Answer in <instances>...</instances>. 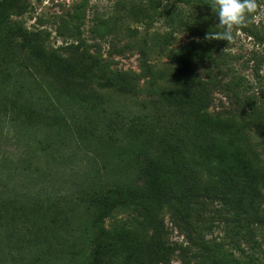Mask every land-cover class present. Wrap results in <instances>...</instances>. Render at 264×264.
Instances as JSON below:
<instances>
[{
    "label": "rangeland",
    "instance_id": "rangeland-1",
    "mask_svg": "<svg viewBox=\"0 0 264 264\" xmlns=\"http://www.w3.org/2000/svg\"><path fill=\"white\" fill-rule=\"evenodd\" d=\"M256 2L244 30H233V40L223 50L225 62L219 67L201 63L197 75L211 86L209 112L245 124L244 148L251 158L259 157L264 166V0ZM19 3L25 13L14 16V20L38 31L49 53L67 59L89 53L102 59L112 73L136 75L137 79L127 80L140 89L130 93L103 91L99 93L101 98L94 95L89 103L71 101L35 62L19 54L11 56L9 74L4 79L0 76V264H81L70 249L82 254L91 248V236L97 232L92 227L96 200L117 185L140 183L142 157L88 146L75 127L64 125V118L75 117L79 127L89 126L93 120L91 115L87 118L86 111L90 105H97L100 117L106 122L113 120L116 129L132 122L174 121L173 110L147 91L149 78L143 77L144 64L158 69L156 75L165 74V79L174 66V55L199 38L185 29L172 30L156 15L168 4L190 9L183 0ZM197 3L194 0L192 7ZM74 15L80 19L78 42L62 36L65 22ZM79 42L83 46L77 51ZM234 76L249 85L248 91H239V96H251L257 114L234 97L229 86ZM110 133L119 136V132ZM210 184L207 179L202 182L204 186ZM182 208L190 216L189 223L184 216L163 214L165 242L175 250L170 264L190 261V253L183 250L190 249L191 237L198 239L202 225L206 241H220L227 224L239 214L243 220L240 226H248L253 235L250 242L239 243L246 255L253 254L264 264V195L255 199L247 214L233 203L213 198ZM253 214L262 219L261 223L253 221ZM115 222L108 220L106 225ZM253 241H257V248L252 247Z\"/></svg>",
    "mask_w": 264,
    "mask_h": 264
},
{
    "label": "trees",
    "instance_id": "trees-1",
    "mask_svg": "<svg viewBox=\"0 0 264 264\" xmlns=\"http://www.w3.org/2000/svg\"><path fill=\"white\" fill-rule=\"evenodd\" d=\"M193 1L183 0L190 9L169 4L161 6L156 15L164 18L172 30H188L199 41L174 55V66L167 78H163L165 74L157 76L158 69L147 63L143 70V77L149 78L147 91L173 110L174 121L132 122L116 129L113 120L106 122L100 117L97 105H90L86 111L87 118L91 115L93 120L89 126L87 122L85 127H79L75 117L63 120L66 127H75L88 146L142 157L140 183L117 185L96 200L97 214L92 227L97 232L91 236V248L82 254L70 249L81 264H170L175 250L165 242V212L184 216V221L189 223L190 216L182 207L213 198L233 203L247 214L254 207L255 199L264 195V166L259 157L254 160L244 148L245 124L209 112L211 86L198 79L197 66L201 63L222 65L226 59L223 50L228 42L204 39L210 29L218 30L214 29L218 18L209 1L195 0L198 3L192 7ZM24 13L19 0H0V76L3 79L9 74L11 56L19 54L35 62L60 86L61 95L71 101L89 103L92 96L101 98L99 93L107 90L124 93L140 90L127 80V77L137 79L136 75L112 73L99 57L87 53L67 59L49 53L38 31L28 30L14 20V16L21 17ZM79 23V17L71 16L65 22L67 28L62 36L78 42L81 38ZM237 29L244 30V27ZM163 44L167 45V39H163ZM82 46L83 42H79L75 49L78 51ZM142 55L145 57V53ZM229 86L241 106H246L252 114L258 113L251 96H239L240 90L248 91L249 85L244 79L234 76ZM110 132H119V136ZM216 176L218 179H214ZM204 179L211 184L202 185ZM241 216L237 215V219L227 224L220 241H206L202 225L198 239L191 237L190 249L183 250L190 253V261L183 262L261 264L253 254L246 255L239 243L253 239L251 229L240 226L243 220L238 217ZM120 217L124 220L118 221ZM252 217L255 223H261L258 215ZM108 220L116 222L107 227ZM207 231L211 233L212 229ZM257 246V241H253L252 247Z\"/></svg>",
    "mask_w": 264,
    "mask_h": 264
},
{
    "label": "clouds",
    "instance_id": "clouds-1",
    "mask_svg": "<svg viewBox=\"0 0 264 264\" xmlns=\"http://www.w3.org/2000/svg\"><path fill=\"white\" fill-rule=\"evenodd\" d=\"M208 5L218 18V25L214 28L218 30L210 29L204 39L228 44L233 40V30L245 27L257 8L256 0H209Z\"/></svg>",
    "mask_w": 264,
    "mask_h": 264
}]
</instances>
